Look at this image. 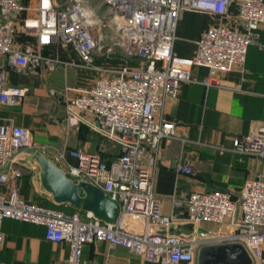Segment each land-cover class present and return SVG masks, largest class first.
Returning a JSON list of instances; mask_svg holds the SVG:
<instances>
[{"label": "built area", "instance_id": "1", "mask_svg": "<svg viewBox=\"0 0 264 264\" xmlns=\"http://www.w3.org/2000/svg\"><path fill=\"white\" fill-rule=\"evenodd\" d=\"M231 6L236 9L237 28L211 25L195 41L191 57L174 52L177 25L185 13L226 17ZM27 11L30 15L21 18ZM262 26L264 0H37L32 8L19 0H0V57L14 71L29 76L38 68L72 66L94 73L80 88L65 87L75 95L65 99L64 121L67 127L93 129L117 145L118 155L105 163L100 151H76L78 164L64 172L73 180L91 181L121 210L112 226L89 213L66 214L25 201L14 183L20 174L15 165L23 151L40 148L29 129L1 123L0 225L11 219L43 226L47 241L68 245L63 264H82V245L98 241L123 247L148 264H194L200 245L240 241L254 264H264V180L245 181L235 198L221 190L187 193L173 215L162 213L161 200L153 191L160 145L175 137V122L162 112L166 99L174 97L181 84L195 82L194 67L207 70L201 84L219 86L221 74L243 65ZM27 93V87L11 85L0 67V105H18ZM231 149L264 159V126L234 137ZM32 169H37L35 164ZM178 170L193 172L189 164ZM128 216L143 218L150 226L192 221L213 225L214 232L232 226L234 232L185 241L129 232L122 226Z\"/></svg>", "mask_w": 264, "mask_h": 264}, {"label": "crops", "instance_id": "2", "mask_svg": "<svg viewBox=\"0 0 264 264\" xmlns=\"http://www.w3.org/2000/svg\"><path fill=\"white\" fill-rule=\"evenodd\" d=\"M36 2L27 0L24 6L32 8ZM30 13H23L21 18ZM186 24L190 28L186 29ZM219 24L238 27L235 6L230 7L226 17L185 13L177 25L174 52L191 57L201 33ZM258 33V43L247 48L243 65L221 74L219 86L201 84L207 70L194 67L195 82L181 84L176 95L166 99L162 112L165 119L175 122V137L162 141L153 173V191L161 200L163 214L177 213L181 209L177 203L182 202L187 193L221 190L235 198L245 181L264 180V159L231 149L234 137L252 134L257 127L264 126V26ZM183 38H186L184 44L177 45ZM63 58L67 57L63 54ZM71 58L75 57L71 55ZM0 67H4L11 85L28 88L18 105H0V124L11 123L29 129L33 143L47 146L46 152L40 151L63 171L67 166L78 164L73 156L76 151H100L105 163L118 155L117 145L104 140L93 129L85 125L67 127L64 121L65 99L75 95L67 93L65 87L86 85L87 79L94 76L93 72L59 66L53 71L38 68L35 75L27 76L14 71L4 57H0ZM59 153H63V158ZM31 161L21 153L15 165L20 174L14 183L25 201L45 207L52 204L54 210L84 216L86 212L52 202L38 182V167L33 170L35 163ZM181 164H189L193 172H179ZM201 226L215 231L213 225ZM44 231L41 225L4 219L0 225V264H63L68 256V245L47 241ZM82 264L148 263L123 247L112 248L98 241L82 245Z\"/></svg>", "mask_w": 264, "mask_h": 264}, {"label": "water", "instance_id": "3", "mask_svg": "<svg viewBox=\"0 0 264 264\" xmlns=\"http://www.w3.org/2000/svg\"><path fill=\"white\" fill-rule=\"evenodd\" d=\"M23 154L31 158L38 167V182L56 205H68L75 210L91 214L92 218L105 225H116L120 218V204L89 180H73L55 165L40 150L28 149ZM123 228L129 232H150L168 235L189 241L195 237L213 235L225 237L234 232L232 226L224 225L214 232L192 221L173 222L167 227L150 226L145 219L128 216ZM194 264H254L253 259L240 241H222L200 245L195 253Z\"/></svg>", "mask_w": 264, "mask_h": 264}, {"label": "rangeland", "instance_id": "4", "mask_svg": "<svg viewBox=\"0 0 264 264\" xmlns=\"http://www.w3.org/2000/svg\"><path fill=\"white\" fill-rule=\"evenodd\" d=\"M189 26V24H186L185 25V28L187 29V28H190V27H188ZM189 30V29H188ZM186 32V31H185ZM185 37L186 36H188V35H186L185 33H182ZM184 39H186V38H183V39H181V40H178L177 41V45H183L184 44ZM35 144V143H34ZM37 147H39V148H41L40 150H42V151H44V152H46L47 150H48V147L47 146H43V145H41V144H35ZM39 203V202H38Z\"/></svg>", "mask_w": 264, "mask_h": 264}, {"label": "trees", "instance_id": "5", "mask_svg": "<svg viewBox=\"0 0 264 264\" xmlns=\"http://www.w3.org/2000/svg\"><path fill=\"white\" fill-rule=\"evenodd\" d=\"M19 1H20V3H21L22 5H24V4L26 3L27 0H19ZM21 37H23V36H21ZM23 39L26 40V39H29V38L23 37ZM46 206H47V208H51V209L54 207V205H52V204H47ZM71 210H72V212L74 211L73 209H71Z\"/></svg>", "mask_w": 264, "mask_h": 264}]
</instances>
